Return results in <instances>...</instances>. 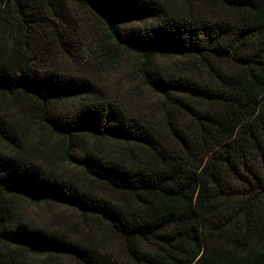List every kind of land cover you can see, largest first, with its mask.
Returning <instances> with one entry per match:
<instances>
[{"label": "trees", "instance_id": "obj_1", "mask_svg": "<svg viewBox=\"0 0 264 264\" xmlns=\"http://www.w3.org/2000/svg\"><path fill=\"white\" fill-rule=\"evenodd\" d=\"M87 8L140 59L162 97L148 118L94 97L51 49ZM179 56L176 70L156 64ZM31 97L62 155L108 197L26 156L0 105V264H264V0H0V98ZM70 102L71 105H63ZM90 139L113 140L114 153ZM56 201L104 223L123 254L38 225L21 202ZM42 255H45L42 258Z\"/></svg>", "mask_w": 264, "mask_h": 264}, {"label": "rangeland", "instance_id": "obj_2", "mask_svg": "<svg viewBox=\"0 0 264 264\" xmlns=\"http://www.w3.org/2000/svg\"><path fill=\"white\" fill-rule=\"evenodd\" d=\"M179 1V0H178ZM70 27L75 30V41L68 49H51V60L59 68L90 79L96 88L94 97L118 103L127 112L158 119L163 112L162 97L148 86L139 70L136 53L119 46L110 35L106 24L96 14L78 3L69 4ZM156 64L176 70L179 56L158 55ZM0 105L15 122L26 156L59 174L71 177L96 192L117 198L120 195L86 179L78 167L62 155L64 141L42 120L35 116V102L31 97L0 98ZM69 105L70 102H64ZM114 153H123V146L113 140L90 139ZM12 143L0 139V148L9 149ZM23 214L32 223L60 230L68 235L94 243L98 248H109L123 254L122 242L106 225L79 210L56 201L21 202ZM45 255H42L44 258ZM48 264H77L67 256L45 257Z\"/></svg>", "mask_w": 264, "mask_h": 264}]
</instances>
